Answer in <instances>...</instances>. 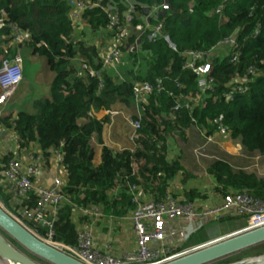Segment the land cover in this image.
<instances>
[{
    "label": "trees",
    "instance_id": "16d2710c",
    "mask_svg": "<svg viewBox=\"0 0 264 264\" xmlns=\"http://www.w3.org/2000/svg\"><path fill=\"white\" fill-rule=\"evenodd\" d=\"M224 1L104 0V10L85 11L77 26L65 0H0V65L15 55L25 65L23 56L28 54L44 60L51 74L43 88L47 97L24 101L18 112L0 118V125L16 138L20 152L37 145L43 157L51 149L64 155L67 201L58 207L54 242L75 247L80 227L105 226L131 214L136 208L131 186L154 202H163L169 195L193 203L207 199L198 190L186 188L177 194L172 189L180 176H185L184 183L191 177L181 153L176 152L175 138L185 140L192 130L199 132L200 145L207 149L208 137L224 129L222 135L240 141L247 155L264 157V0ZM163 3L169 10L148 20L147 11ZM220 7L226 22L216 14ZM111 14L142 31L140 37L123 39L122 58L115 68L105 69V49L116 37V29L109 25ZM159 24L162 37L152 41L150 35ZM17 32L28 39L18 43ZM228 40H234L235 46L225 45ZM193 52L206 55L197 66H210L209 89L199 85L201 77L186 68L187 54ZM229 52H240L236 62L231 54L227 56ZM29 65L23 79L27 83L19 85L12 97L22 94L24 87L37 91L26 79ZM145 83L152 91L138 103L137 86ZM240 87L248 91L242 94ZM116 107L129 112V120L140 122L139 129L131 127L135 147L120 152L103 147L97 165L93 138L101 141ZM13 158L12 153L0 158V180ZM206 168L215 182V196L223 199L245 193L264 202V182L243 171L244 167L219 158ZM5 192L0 181L1 203L18 214ZM35 203L32 195L23 207ZM78 209L86 214H77ZM94 210L98 217L93 216ZM227 218L246 221L240 216ZM29 226L48 237L46 229ZM240 255H264V244Z\"/></svg>",
    "mask_w": 264,
    "mask_h": 264
},
{
    "label": "built area",
    "instance_id": "2783aa9c",
    "mask_svg": "<svg viewBox=\"0 0 264 264\" xmlns=\"http://www.w3.org/2000/svg\"><path fill=\"white\" fill-rule=\"evenodd\" d=\"M232 1V0H231ZM71 7L73 19H79V16L85 11L96 9L104 10L102 3L104 0H65ZM225 0L224 3H227ZM169 10V6L163 3L161 6L147 11L148 20L150 16L156 13H164ZM223 7L217 9L216 14L221 15V21L226 22L227 18L222 13ZM109 25L116 29V37L111 45L105 49L103 58V68H115V65L122 58L123 53L120 49L123 39L129 36L130 24L122 23L118 15L111 14ZM163 25L159 24L154 28L150 35V40L156 41L162 37ZM16 41L21 43L28 39L26 34L16 33ZM165 40L169 41L168 38ZM234 40L225 41V45H234ZM174 50V47L171 46ZM224 54L221 49H216ZM231 53L229 52L228 55ZM232 62H236L240 52L232 53ZM230 55V56H231ZM206 56L201 52L188 53L190 61L186 68L192 70L197 76H200L199 85L204 89H209L208 75L210 66H197V62ZM23 59L20 55L3 60L0 65V107L9 104L14 91L22 81ZM161 83V82H159ZM151 86L147 83L137 86V102L144 100V95L151 93ZM248 89L238 88V92L245 94ZM229 100H232L230 97ZM139 115V113L137 112ZM133 129L140 128L139 121L130 120ZM0 130V135H1ZM224 129L219 134H223ZM14 137V136H13ZM15 138V137H14ZM215 136H209L208 143L213 142ZM131 141L134 137L130 136ZM17 143V140L15 138ZM206 146L199 147L198 157H205ZM28 158L21 157L20 147L13 154L14 158L5 166L2 176L3 186L6 188V194L11 197L12 205L18 207V214L13 216L18 219L26 228L33 232L44 242L52 247L68 254L83 264H165L185 255L194 252L196 249L185 250L172 253L167 246L168 224L179 220H186L188 227L186 231L190 233L201 229L209 221L216 220L225 216H240L246 219V227L238 233L253 231L264 227V202L256 200L248 194H234L223 198L218 204L211 208H201L196 203L180 200L173 195H169L163 202L147 201L142 202V191L137 187L131 186L130 191L133 195V202L136 208L130 214V221L136 236L135 248L119 257L103 253L95 243V236L91 227L79 228V240L75 247L65 246L53 241L54 224L57 220V211L64 201H67L63 191L67 179V167L64 164V155L59 149H51L49 156L52 157L56 169V177L52 185L47 186L38 182V177L43 168L44 157L41 152L28 150ZM34 195L36 203L30 208H24L25 201ZM77 214H86L85 210H76ZM94 217H98V211H92ZM29 225L44 228L48 231V237H41L35 229ZM235 233L233 235H236ZM231 235V236H233ZM230 237V236H229ZM228 238V237H226ZM225 239V238H224ZM200 248V247H199ZM1 264V263H0Z\"/></svg>",
    "mask_w": 264,
    "mask_h": 264
},
{
    "label": "crops",
    "instance_id": "0c3cea01",
    "mask_svg": "<svg viewBox=\"0 0 264 264\" xmlns=\"http://www.w3.org/2000/svg\"><path fill=\"white\" fill-rule=\"evenodd\" d=\"M75 22L77 23V26L81 25V20L75 19L74 23ZM8 105H10V103L5 107H0V118L10 114H6L5 110L7 109ZM116 108L119 109V107ZM121 112V115H112L110 123L104 127L100 142L97 140L96 136H94L93 138V146L96 152L95 164L97 165L100 163V157L103 147H108L115 152L132 150L135 147L133 141H131L130 139L132 130L129 120L130 114L129 112ZM0 130H2L0 135V158H2L6 153L14 154L17 150V143L12 134L4 132V129L3 127H1V125ZM187 139L188 140L185 143V148H177L176 152H178V154L181 153L183 165L187 172H190L191 174H195L197 172L205 174V177L199 179L201 181L204 180V184L201 185V187L199 186V189L193 188V186L189 184L188 180H186V183L183 182L185 180V176H180L173 183L172 189L178 192L177 194H180V192H182L186 188L198 190L201 196H205L207 197V199L198 200L196 204L201 208L214 207L222 200V198L214 195L213 187L215 185V182L207 173L206 167L211 162V159H208V157H204L201 159L194 153L193 148L202 146L200 144H202L203 142V140L199 136V132L192 130L190 133H188ZM215 139L217 142L210 144L208 146V150L214 152L218 151V148H220L221 155L224 156V158L228 160L234 167L241 168L248 165V159H246L247 156H243L241 159L239 157L240 155L225 152L224 146L226 145L228 148L229 145L233 143L232 140H229L222 134H215ZM224 139L226 140L223 142ZM94 142H96V145ZM220 142L222 144H220ZM28 150L37 151L38 146L33 145V147H30ZM28 150L21 151L19 153L21 157L27 159ZM42 165L43 168L41 174L38 177V182L47 186H51L53 179L57 174L52 157H44ZM190 169L192 170V172ZM205 178H208L209 180ZM197 179L198 178H195L194 181L198 182ZM0 181L2 183V178ZM207 182H211L212 185L207 186ZM3 188L5 192V186H3ZM5 195H7L6 192ZM150 199V197L146 196L143 193L141 199L142 202L150 201ZM227 217L228 216L223 217L220 221H209L202 227V229L194 231L190 234L186 231V227H188V222L186 220H179L174 223H169L167 246L172 253L192 250L208 245L215 241L222 240L226 237L240 232L246 227L247 223L245 220H237L234 222L229 221V218ZM92 229L95 236L96 246L103 253H109L111 255L119 257L135 248L136 236L130 221V214L123 219L113 220L105 226L101 225Z\"/></svg>",
    "mask_w": 264,
    "mask_h": 264
},
{
    "label": "water",
    "instance_id": "95a60500",
    "mask_svg": "<svg viewBox=\"0 0 264 264\" xmlns=\"http://www.w3.org/2000/svg\"><path fill=\"white\" fill-rule=\"evenodd\" d=\"M18 244L17 248L9 240ZM264 244V227L238 233L202 246L194 252L165 264H215ZM83 264L41 240L0 202V263L1 264ZM230 264H264V255Z\"/></svg>",
    "mask_w": 264,
    "mask_h": 264
},
{
    "label": "rangeland",
    "instance_id": "374dc122",
    "mask_svg": "<svg viewBox=\"0 0 264 264\" xmlns=\"http://www.w3.org/2000/svg\"><path fill=\"white\" fill-rule=\"evenodd\" d=\"M141 31H142L141 27H135L132 24L129 27V35L130 36L131 35H136L137 37H140L141 36ZM23 58H24L26 66L30 64L28 66V70H27L28 72H27V78L26 79H28V81L30 82L31 85L35 86L34 91L35 90H37V91H35V93H32L30 91H26L27 87L21 88L22 94H21V92H20L21 95L20 94H16V96L12 97L11 100L9 101L10 105H8L7 109H5L6 110V114H9L11 112L12 113L18 112L20 110V108L22 107L21 105H22V103L24 101H31L32 102L35 99L39 100V99H42L44 97H47V95H46L47 92L43 91L44 90L43 88H45V86H47L45 84H47L48 80L50 79V75H51L50 72H49L48 66L45 65L44 60L40 59L38 56L30 58L28 54H24ZM27 60L29 61V63L27 62ZM1 61L2 60H0V62ZM25 65L23 64V67H22V81H21L20 86L21 85H25V83H27V82H24V80H23L25 78ZM28 86H30V85H28ZM38 87H40V88H38ZM19 90H20V87L18 88V91ZM41 93H43V95ZM14 95H15V93H14ZM121 113L122 112H121L120 109L114 108L112 115L113 116L121 115ZM195 131H197V130H195ZM175 140H176V147L178 149H180V148L182 149V148H185V146H186L185 143L187 142L188 139L186 137L185 140H182L180 137H176ZM225 140L226 139H224L223 142ZM215 142H217V141L214 138L213 142L209 143V145L213 144ZM232 142L233 143L231 145H229L228 148H227L226 145L224 146L225 152L226 153L227 152L228 153H232V154H235V155H240L239 157L241 159H242L243 156H247L246 159H248V161H247L248 165L244 166L243 171H245L246 173H249V174L256 175L258 177V179H260L261 181L264 182V157L260 156L257 153L252 154V155H247L245 153V150L243 149L240 141L233 140ZM94 143L96 145V142H94ZM220 144H222V143L220 142ZM198 149H199V147H194L193 148L194 153H197ZM244 153H245V155H244ZM204 156L206 158L208 157V159H211V161L213 159H219V158L223 159L224 158V156L221 155V149L220 148H218V151H214L213 152V151L208 150L207 147H206L205 148V152H204ZM201 159H202V157H201ZM191 172H192V170H191ZM188 173L191 175L190 179H188L189 184L191 186H193V188L199 189V186L201 187V185L204 184V180L201 181L199 179H201L202 177H205L204 176L205 174H201L199 172H197L195 174H191L190 172H188ZM195 178H198L197 179L198 182L194 181ZM205 179H208V178H205ZM211 185H212L211 182L210 183L207 182V186H211ZM2 205H3V203H2ZM6 210L8 211V209H6ZM10 214L13 215L12 213H10ZM9 240L11 241V239H9ZM257 256H259V255H257ZM257 256L255 255V256L247 257V256H243V255L239 254L236 257L235 256L234 257H230V258H227V259H225L223 261H220L218 263H215V264H230V263H234V262L246 259V258H253V257H257ZM40 263L41 264H48V263H45V262H42V261H40Z\"/></svg>",
    "mask_w": 264,
    "mask_h": 264
}]
</instances>
